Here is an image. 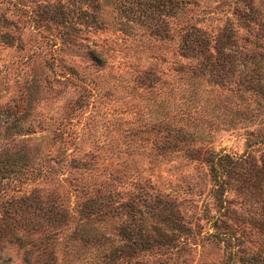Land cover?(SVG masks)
<instances>
[{"label":"rangeland","instance_id":"1","mask_svg":"<svg viewBox=\"0 0 264 264\" xmlns=\"http://www.w3.org/2000/svg\"><path fill=\"white\" fill-rule=\"evenodd\" d=\"M157 4L0 0V264H264V0Z\"/></svg>","mask_w":264,"mask_h":264},{"label":"trees","instance_id":"2","mask_svg":"<svg viewBox=\"0 0 264 264\" xmlns=\"http://www.w3.org/2000/svg\"><path fill=\"white\" fill-rule=\"evenodd\" d=\"M158 2H159V4H157V6H159L160 8H164L165 7L164 5H166V3L169 2V0H158ZM89 56L93 59V61L98 62V63L100 62L99 58L97 57V55L95 53L89 52ZM214 155H215L214 157H217L216 160L220 163H221V160L224 159L223 157L219 156V154L214 153ZM12 162H14V161H12ZM9 165H10V163L7 160H5V162H0V168H2L4 170H7V166H9ZM214 165H215V161H214ZM225 166H228V165H224V166L220 165V167L222 169H225ZM215 220H217V218L213 219V221H215ZM247 222H249L250 224H252L254 226H257L256 228L259 230V232L264 231V220L257 219L255 221H251V219L250 220L248 219ZM246 258L248 259L249 262H253L254 264L260 263V261H258L259 259L257 257L252 256L251 258H249V257H246ZM263 262H264V260H263Z\"/></svg>","mask_w":264,"mask_h":264}]
</instances>
